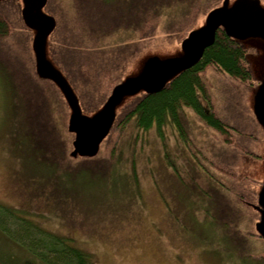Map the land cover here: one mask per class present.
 <instances>
[{"label": "rangeland", "instance_id": "374dc122", "mask_svg": "<svg viewBox=\"0 0 264 264\" xmlns=\"http://www.w3.org/2000/svg\"><path fill=\"white\" fill-rule=\"evenodd\" d=\"M0 8L12 21L5 49L12 56L0 57V203L22 210L42 229L69 237L95 264H264V238L257 235L264 221V36L245 31L238 36L247 49L252 81L239 82L211 66L204 74L217 113L239 131H232L231 145L191 110L185 116L190 145L172 124L164 127V137L156 126L139 129L134 119L118 127L145 87L120 95L110 123L86 126L74 119L56 81L46 77L41 83L34 76L45 92L37 93L30 80L19 81L13 73L18 58L35 75L44 31V71L72 88L86 122H99L109 115L121 85L147 76L151 59L197 57L210 34L195 46L191 38L212 20L232 16L244 28L262 30L264 0L172 1L155 23L138 32L113 33L101 47L119 83L108 94L79 73L74 0H0ZM115 9L101 4L97 20L113 19ZM226 25L243 31L235 23ZM179 69L175 66L168 80ZM212 159L227 165L229 174ZM202 165L234 191L228 207L223 201L229 193ZM1 246L27 253L0 232Z\"/></svg>", "mask_w": 264, "mask_h": 264}, {"label": "trees", "instance_id": "16d2710c", "mask_svg": "<svg viewBox=\"0 0 264 264\" xmlns=\"http://www.w3.org/2000/svg\"><path fill=\"white\" fill-rule=\"evenodd\" d=\"M74 1L76 9L79 11L77 25L80 35L78 34L77 37L81 39L79 73L83 80L89 81L98 90L108 94L112 92L116 85H119L116 75L102 57L101 47L107 42L108 38L113 33H119V30L138 32L150 22H154V19L158 20L161 17V13H163V8L168 6V3L172 1L187 2L189 0ZM142 1L144 2L143 4L141 3ZM135 2H138L137 6H135ZM101 4H104L105 7L113 6L116 8L115 13L112 14L114 16L113 19L106 22L97 20L96 10H100ZM132 6L135 8H132ZM141 6H143V9L139 10ZM129 8L132 9L129 10ZM134 9L137 11L136 13H134ZM11 32L12 21L6 11L0 8V50H2L0 57L3 55L1 57L2 60L7 58L6 55L9 58L12 56L10 50L5 52L9 38H11ZM18 47L16 48L19 49ZM17 62L13 73L17 74L19 81H22V79L23 81L30 80V84L36 87L37 93L45 94L43 86L36 80L42 83L43 80H46V77H43L38 70L35 71V75H32L29 72V68L23 65V62L18 58ZM36 64L37 59L35 58V69L37 68ZM210 66L239 82L252 81L253 73L248 63L245 45L232 36L225 27L219 26L215 29L212 43L205 47L201 58L195 64L169 80L161 90L150 93L145 92L131 105L119 120L117 126L124 128L134 119L139 129L146 131L156 126L160 136L164 137V127L172 124L178 129L182 139L190 145L191 138L188 136L189 129L185 116L187 115V110H191L204 124L219 134L225 144L231 145L234 141L232 131L233 133H239V131L216 111L208 82L204 77L206 69ZM22 76L23 78H21ZM34 76L38 78H35V80ZM37 96L35 95V99L39 98ZM41 97L45 98L42 94ZM201 98L207 101L209 108L203 104ZM31 101L33 100L31 99ZM48 105L49 103L45 101V108ZM45 126H47L46 123ZM33 138L38 139L37 137ZM39 142L38 140L37 145ZM194 156L197 159L196 161H199V154L195 153ZM212 161L216 163L218 170L229 174L227 165L216 162L213 159ZM171 164L174 168L176 167L173 163ZM201 168L205 169L210 175L211 181L217 184L224 192L229 193L230 197L225 196L223 201L228 207L231 203L229 201L234 200L231 197L234 191L226 182V179H221L213 173L210 174L211 170L203 165ZM219 194L222 193L219 192ZM240 197L243 198L239 192L238 198ZM218 199L216 196L215 201L219 202L220 199ZM10 223L14 224L13 226L16 228L12 227L14 228L12 229L10 227L12 224ZM0 232L9 236L16 244L27 250L26 255H22L11 253L12 251L1 246L5 255H0V264H95L91 255L76 246L69 237L42 229L26 217L25 212L3 203H0Z\"/></svg>", "mask_w": 264, "mask_h": 264}, {"label": "water", "instance_id": "95a60500", "mask_svg": "<svg viewBox=\"0 0 264 264\" xmlns=\"http://www.w3.org/2000/svg\"><path fill=\"white\" fill-rule=\"evenodd\" d=\"M239 6L246 9L248 7V4L240 2ZM226 23H235L237 25H240V27L243 28V31H241L239 27H237L236 30H231V28H229L226 25ZM242 24H243L242 21H240L239 19L234 18L232 16L218 17L217 19L212 20V22L206 28H204L202 31H200V32L196 33V35L192 36L191 40L193 41V46H195L197 41L201 40L204 35L210 34V38L204 43V45H202L200 47V51H199V54L197 57H194V55L192 53L188 57H185V58H170V59H167L164 61H161L158 58L151 59L148 62L147 67H146L147 76L142 77L139 80L132 81V82L126 83L124 85H121L116 90L115 94L111 98L109 115L106 118L102 119L101 121L95 122V123H88L82 117L77 98L75 97V94H74L72 88L63 79L49 75L44 71L43 66H42V50H43V46H44V42H45V32L42 31L41 29L40 30H41L42 40L40 41V43L37 46V53H36L38 71L43 77H47V78H50V79L56 81L62 87V89L65 93L66 100L69 103V105L71 106V109L74 113V119L76 121H79L83 125H86V126L87 125L97 126V125H101V124L106 125V124L110 123L112 121V119L114 118V116H115V103L124 91L129 90L131 93H134L135 91H137V89H139L141 87H145V89H146L145 92L150 93V92H157V91L161 90L162 88H164L165 85L167 84V82L169 81L168 77L170 74H172L173 68L175 66L179 67L180 69L173 77L178 75L181 71H183V70L189 68L190 66H192L193 64H195L201 58L205 47L212 43L215 29L218 28L219 26L225 27L228 30V32L232 36L236 37L237 39H239L238 36H240L242 33H245V32L250 34V35L264 36V28L262 30H258V31L253 32V31L249 30L247 27L244 28L242 26ZM239 33H240V35H239ZM156 73H157V75L153 77V75ZM101 136H102V134L95 140L94 145L91 149L92 152L95 149L96 144L101 140ZM261 198H262V202H263L262 205L264 207V193L261 194ZM259 232L264 234V221L262 223V226H261V229Z\"/></svg>", "mask_w": 264, "mask_h": 264}, {"label": "flooded vegetation", "instance_id": "af4514ba", "mask_svg": "<svg viewBox=\"0 0 264 264\" xmlns=\"http://www.w3.org/2000/svg\"><path fill=\"white\" fill-rule=\"evenodd\" d=\"M257 235L264 238V234L260 233L259 231H258V234Z\"/></svg>", "mask_w": 264, "mask_h": 264}]
</instances>
